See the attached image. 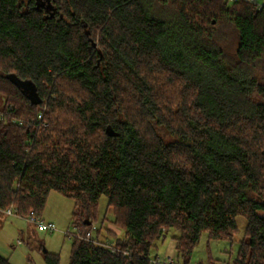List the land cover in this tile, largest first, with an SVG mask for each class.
<instances>
[{
	"label": "trees",
	"instance_id": "16d2710c",
	"mask_svg": "<svg viewBox=\"0 0 264 264\" xmlns=\"http://www.w3.org/2000/svg\"><path fill=\"white\" fill-rule=\"evenodd\" d=\"M52 2L48 17L0 0V212L43 219L52 191L73 199L70 264H154L170 228L189 264L243 217L233 264H264V7ZM103 194L122 232L107 242L86 238Z\"/></svg>",
	"mask_w": 264,
	"mask_h": 264
},
{
	"label": "rangeland",
	"instance_id": "374dc122",
	"mask_svg": "<svg viewBox=\"0 0 264 264\" xmlns=\"http://www.w3.org/2000/svg\"><path fill=\"white\" fill-rule=\"evenodd\" d=\"M261 1L264 3V0ZM160 132L166 140L175 138L163 128H160ZM73 209V199L57 191L50 193L42 217L55 224L56 229L52 232L39 230L28 217L7 211L0 212V255L8 258L12 264H48L45 258L47 252L57 254L60 258L59 264H70L74 235L77 232L72 223ZM111 214L108 197L103 194L100 198L98 219L93 222L97 226L92 234L94 239L107 242L114 240L116 235H122L119 227L110 220ZM238 222L239 227L232 240L209 239L208 233L204 232L194 248L189 264H233L246 231V220L239 217ZM179 233V230L170 228L164 238L156 241L157 248L154 247L151 254L158 252L164 255V252H173L175 237ZM170 255L176 256V252Z\"/></svg>",
	"mask_w": 264,
	"mask_h": 264
},
{
	"label": "built area",
	"instance_id": "2783aa9c",
	"mask_svg": "<svg viewBox=\"0 0 264 264\" xmlns=\"http://www.w3.org/2000/svg\"><path fill=\"white\" fill-rule=\"evenodd\" d=\"M229 2H236V1H242V0H228ZM249 3L254 4L258 9H261L264 7V3H262L261 0H243ZM40 118H42V115H39ZM22 123V122H20ZM8 213H12V209L7 210ZM28 220L31 221L32 223L36 224L39 230H46V231H54L56 229L55 224L53 222H47L41 217L37 216L34 211H31ZM97 229V226L95 224L92 225V229L87 232L86 238L89 240H96L92 236L93 232ZM70 234L69 232H67ZM108 246L112 249V251H116V247L114 243H108ZM176 259L174 255H165L164 257H158L153 258L152 261L154 264H175Z\"/></svg>",
	"mask_w": 264,
	"mask_h": 264
},
{
	"label": "water",
	"instance_id": "95a60500",
	"mask_svg": "<svg viewBox=\"0 0 264 264\" xmlns=\"http://www.w3.org/2000/svg\"><path fill=\"white\" fill-rule=\"evenodd\" d=\"M36 5L37 8H45V10L48 12V17H53L56 11V6L53 4L52 0H36ZM28 90V89H27ZM107 132L110 135H114L117 134L116 132H114V130L108 126L107 127ZM88 224H91V222L89 221Z\"/></svg>",
	"mask_w": 264,
	"mask_h": 264
},
{
	"label": "crops",
	"instance_id": "0c3cea01",
	"mask_svg": "<svg viewBox=\"0 0 264 264\" xmlns=\"http://www.w3.org/2000/svg\"><path fill=\"white\" fill-rule=\"evenodd\" d=\"M175 244H176V243L174 242V247H175ZM174 251L176 252V248L174 249ZM174 251H173V252H174ZM173 252L167 251V252H164V253H165V254H166V253L173 254ZM156 254L162 255V253L160 254V253H158V252H156Z\"/></svg>",
	"mask_w": 264,
	"mask_h": 264
}]
</instances>
